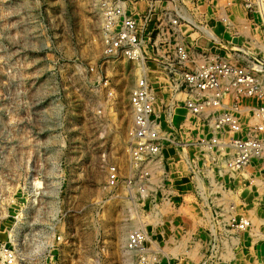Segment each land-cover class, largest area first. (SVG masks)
Masks as SVG:
<instances>
[{
	"label": "rangeland",
	"instance_id": "374dc122",
	"mask_svg": "<svg viewBox=\"0 0 264 264\" xmlns=\"http://www.w3.org/2000/svg\"><path fill=\"white\" fill-rule=\"evenodd\" d=\"M173 4L158 3L167 9ZM175 4L185 19L177 33L187 37L194 33L188 18L220 31L224 24L218 20L227 13L247 26L239 0ZM100 21L99 0H0V243L12 230L38 232L50 264H138L137 253L125 249L127 234L152 227L122 189H104L108 164L127 165L129 96L142 67L103 57ZM155 27L151 42H163L168 26ZM106 76L110 89L103 84ZM189 116L186 111L181 122ZM176 124L171 135L179 140L166 161L173 180L186 164L181 153L192 149L185 143L198 137ZM187 170L185 185L171 181L179 195L169 192L173 203L160 206L166 220L154 239L176 264H197L204 241L202 195ZM246 195L260 225L264 206L258 202L264 199L244 190ZM257 236L242 237L230 264H264V240Z\"/></svg>",
	"mask_w": 264,
	"mask_h": 264
},
{
	"label": "built area",
	"instance_id": "2783aa9c",
	"mask_svg": "<svg viewBox=\"0 0 264 264\" xmlns=\"http://www.w3.org/2000/svg\"><path fill=\"white\" fill-rule=\"evenodd\" d=\"M139 1L147 3L143 10L137 8ZM164 1L99 0L103 57L144 66L129 96L127 165L108 164L104 189H122L127 202L141 210L143 223L152 225L149 230L143 225L127 234L125 249L137 253L138 264H163L160 255H165L166 264H176L156 240L166 220L160 206L173 203L169 192L179 195L171 181L178 183L166 166L170 156L161 153H168L167 148L179 140L172 138L171 129L176 110L182 107L190 119L179 126L198 133L197 139L185 143L192 148L188 150H193L191 155L181 153L182 158L186 153L190 179L205 208L204 241L197 264H230L247 233L254 238H260V233L264 240V222H255L248 208L253 204L244 196L248 190L264 199V0H239L247 26H238L227 13L218 20L224 24L220 31H216L219 26L201 29L189 20L193 32L199 33L191 42L187 33H177L185 20L183 9L175 6V0H170L174 9L161 8L158 3ZM155 26H168L163 42H159L163 38L151 42ZM157 66L169 80L166 86L158 83L156 74L150 75V69ZM109 82L106 76L107 89ZM153 164L158 168H152ZM8 234L9 240L0 243V264H50L44 235L17 230ZM21 235L26 240L19 242ZM21 243L27 246L24 251Z\"/></svg>",
	"mask_w": 264,
	"mask_h": 264
},
{
	"label": "bare ground",
	"instance_id": "6f19581e",
	"mask_svg": "<svg viewBox=\"0 0 264 264\" xmlns=\"http://www.w3.org/2000/svg\"><path fill=\"white\" fill-rule=\"evenodd\" d=\"M145 4H146V2L145 1H139L138 3H137V8H139V10H143L144 9V7H145ZM188 20H190L191 22H193L194 23V19H192V18H188ZM197 27H199V28H201V29H204V27L203 26H201V25H199L198 23H194ZM136 64H139V66H141L142 67V70H143V64L142 63H136ZM152 66H149L148 68H151ZM153 74H156L157 76H158V83L160 82L163 86H166L167 84H168V82H169V80H168V78H167V76L162 72V69L159 67V66H157V68H154V70L153 69H150V75H153ZM122 87H123V89L125 88V83H124V81L122 82ZM122 89V90H123ZM121 92V91H120ZM185 115H186V110L185 109H182V107H178L177 108V110H176V115H175V117H174V120L176 121V123L177 124H179L182 120H184L185 118ZM177 117L178 118H180V121H178L177 120ZM204 134H205V130H204ZM167 151L168 152H170V153H166L165 152V154L162 152L161 153V156H171L170 154L172 153V147L171 146H169L168 148H167ZM188 153H190V155H191V153L192 152H189L188 151ZM183 156H184V158H185V160H186V153H183ZM162 158V157H161ZM182 164V163H181ZM152 168H158V165L157 164H153L152 165ZM187 168H188V166H187V164H182L181 165V168H177V172L175 173L177 176H176V179H175V182H177L178 183V185L179 186H182V185H185V183L184 184H182L181 182L183 181V176L185 175V173H186V171H187ZM181 173V174H180ZM184 182V181H183ZM262 220V219H261ZM150 239V238H149Z\"/></svg>",
	"mask_w": 264,
	"mask_h": 264
},
{
	"label": "crops",
	"instance_id": "0c3cea01",
	"mask_svg": "<svg viewBox=\"0 0 264 264\" xmlns=\"http://www.w3.org/2000/svg\"><path fill=\"white\" fill-rule=\"evenodd\" d=\"M244 8V7H243ZM245 10V9H244ZM202 17H204L205 18V13H203V16ZM246 20H247V15H246V11H245V22H246ZM194 21V23H196L195 22V20H193ZM247 23V22H246ZM198 37V35L196 34V33H193V34H190L188 37H187V39H190V41L192 40V39H196ZM199 41L203 44V45H205V39H199Z\"/></svg>",
	"mask_w": 264,
	"mask_h": 264
}]
</instances>
